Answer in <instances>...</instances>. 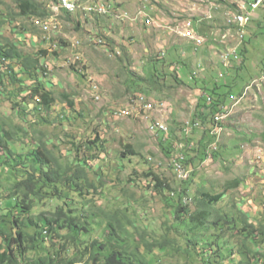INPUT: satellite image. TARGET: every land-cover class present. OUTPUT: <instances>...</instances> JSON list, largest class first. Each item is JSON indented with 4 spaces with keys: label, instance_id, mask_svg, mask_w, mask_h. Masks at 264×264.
Instances as JSON below:
<instances>
[{
    "label": "rangeland",
    "instance_id": "1",
    "mask_svg": "<svg viewBox=\"0 0 264 264\" xmlns=\"http://www.w3.org/2000/svg\"><path fill=\"white\" fill-rule=\"evenodd\" d=\"M16 2L0 0V46L10 42L20 57L38 60V70L34 78H28L19 69L21 61L3 65L1 127L17 133L12 143L22 144L25 152L42 141L72 170L84 164L94 184L80 194L62 188L61 198L45 195L35 203L32 216L43 214V218L52 219L56 209H62L75 217V223L88 230L80 235L82 250L93 242L104 244V248L113 244L108 239V223L115 215L126 230L113 227L117 242L138 246L139 239L152 241L169 232L175 221L165 199L172 190L181 191L184 184L179 178H189V197L184 196L181 202L190 210L195 206L192 196L200 197L198 192L211 196L224 193L212 204V216L241 211L249 224L264 223V7L245 27L244 45L237 27L227 26L228 13L233 10L230 0H81L79 10L72 15L56 12V0H34L45 18L18 17ZM146 19L151 20L150 25L144 23ZM45 20L50 22L51 32L39 29ZM188 22L194 35L207 37L206 45L196 47V42L181 35L188 32ZM239 50L243 56L231 64H241L244 69L237 72V81L232 84L227 76L231 64L227 65L225 55ZM158 55L166 63L151 66ZM7 66L21 78V84L9 80ZM40 66L46 68V76ZM153 70L167 74L156 87L150 80ZM174 72L182 82L169 76ZM212 76H224L218 80L232 86L234 99L227 100L224 112L216 115L217 127L204 138L208 140L206 159L196 168L187 162V171L175 173L170 166L172 157L164 154L159 138L170 143L172 160L178 153H187L186 141L193 146L197 143L201 133L191 135V129L204 130L194 117L201 92L192 86L191 77L200 81ZM35 84L53 98L48 110L35 111L38 100L29 96V87ZM138 95L144 96L142 102ZM38 114L46 122L40 121ZM191 122L198 126L192 127ZM158 123L165 132L152 129ZM87 141L95 142L90 150L83 146ZM125 145L137 155L125 157ZM76 146H80L78 150ZM7 170L0 169V215L10 219L14 211L6 209L4 201L16 179ZM147 174L167 183L170 190L155 189L156 181ZM236 225H223V235L217 228L209 230V240L213 235L222 236L215 245L219 257L207 248L197 249L193 256L181 252L172 257L160 255L158 261L234 264L244 254L239 248L243 229L240 223ZM54 236L51 241L47 235L43 253H27L21 262L30 264L38 257L53 255L58 249L53 244H60ZM257 243L256 248L264 251L263 244ZM61 252L58 264H66V255ZM71 257L76 258L73 264L102 262L101 255L97 261H92L90 254Z\"/></svg>",
    "mask_w": 264,
    "mask_h": 264
},
{
    "label": "trees",
    "instance_id": "2",
    "mask_svg": "<svg viewBox=\"0 0 264 264\" xmlns=\"http://www.w3.org/2000/svg\"><path fill=\"white\" fill-rule=\"evenodd\" d=\"M16 3L18 9V14L16 15L18 17L32 16L43 18L45 15V13L40 12L38 4L34 0H17ZM246 35L247 33L244 35V45H246ZM242 51L235 52L237 58L231 57L227 65L237 62L238 57L243 56ZM41 54L43 55L45 52H41ZM12 60L21 61L19 69L28 78L35 77L34 73L38 70V60L20 57L14 45L5 41V45L0 46V70L5 67L3 66L5 63ZM150 63L152 64L151 66H156L157 63L163 65L166 62H163V56L158 55ZM11 68V66L6 67V70L10 71V76L8 71L6 73L9 80L12 83L21 84V78L17 77ZM240 69L241 71L244 69H242L241 64L240 66H233L231 64L228 67L227 76L232 80V84L237 81V72ZM262 69L261 73L264 71ZM166 75V73L162 74L161 72L158 73V70H153V72L151 71L150 80L156 87L159 84V80L163 81ZM169 76L177 82H182V80H179L180 76L176 72ZM177 76L179 79L176 78ZM213 76L203 81L191 77L193 79L192 82H194L192 86L198 88L201 92L197 100L194 117L200 120L204 130L197 132L195 128H192L191 135L201 133L199 140L194 146L189 141H186L185 147L187 149L185 151L187 153L182 152L175 156V160L179 163L182 170L187 162H190L193 168H196L206 159L207 147L205 144L208 140L204 141V138L217 127L218 122L215 121V117L224 112L227 100L234 99L231 91L232 86H228L226 81L222 84L218 80L225 75L220 77ZM1 82L2 79L0 77V84ZM29 89L30 97L35 98L36 96L40 98L38 102L39 108H35V111L48 110L54 102L51 95L47 91L42 90L39 84L32 85ZM223 89H227V91H222ZM18 91H22V88ZM62 96L68 100L67 95L63 94ZM68 104L70 107H73L72 102H68ZM14 105L17 106L16 103ZM37 116L40 117V121L46 122L41 115L38 114ZM16 134L10 128L5 129L0 127V152L2 153L0 156V165L2 167L0 169L2 170L7 167V172L16 179L4 201L6 209H11L14 212L11 214L10 219H6L5 216L1 217L0 215V264H23L21 261L24 262V256L27 253H32L36 250L43 253L46 249L47 235L51 236V241L55 239L54 235H57L60 244L56 243L53 245H57L58 249L53 255L38 257L31 261L30 264H58L61 251L66 255V264L75 263L76 258H72L71 256L77 253L80 256L90 254L92 261H97V257L101 255V264H171L158 261V256L167 255L172 257L174 254L180 252L186 256H193V253L197 249L206 250L207 248L213 249L214 254L219 257L221 253H219V248H216L215 245L222 236L218 234L215 237L213 235L212 240H209V237L211 238L209 230L217 228L223 235V225L237 228V223H240L243 229L240 231L242 233L241 244L238 245L244 254L242 255L243 258L238 262H234V264H264V251L256 248L258 240L264 247V223L259 222L256 226L249 224L247 217L241 211L229 212L224 215L218 214L215 217L212 216V204L219 202L224 193L211 196L205 192H198L200 197L196 195L192 196L195 206L193 210H190L187 205H182L181 202L184 196L189 197L188 186L192 184V179L189 178L185 181L179 178L184 184L181 191L172 190L171 195L165 199V202L171 208L170 212L175 221L169 227L167 234H163L159 239L155 238L152 241H146L144 238L139 239L138 246L126 244L124 241L117 242L115 238L116 233L113 232L114 228L121 232H126V230L121 220L113 215L110 217L108 223V229L110 228L108 239L113 244L108 248H104V244L97 245L96 242H93L89 248L84 247L82 250H79L82 245L79 242L80 235L87 234L88 230L86 227L76 224L75 217L68 216L62 209H56L52 219L48 217L43 218V214L32 216L31 212L35 207V203L41 201L45 195L61 198L62 188L70 189L79 194L82 193L84 187L94 188L93 182H90L88 173L85 171L84 164L76 165L74 170H72L71 167L59 162L42 141L25 152L22 144L11 143ZM159 139L164 154L173 159L174 155L170 143L163 140L162 136ZM94 144L95 142L87 141L85 145L83 143V146L90 150ZM79 147L76 146L75 149L78 150ZM124 149L123 155L125 157L127 155H137L130 145H125ZM179 155H183L184 160L180 159ZM172 159H170V162ZM170 166L173 172H175L174 164L170 163ZM147 175L152 176V174ZM152 177L157 183L155 189L167 188L170 190V186L167 183L161 181L156 176ZM177 239L182 240V243L178 244ZM95 247L98 249L95 250ZM69 251H71V256L68 257ZM209 263H211L210 260H208L207 264Z\"/></svg>",
    "mask_w": 264,
    "mask_h": 264
},
{
    "label": "built area",
    "instance_id": "3",
    "mask_svg": "<svg viewBox=\"0 0 264 264\" xmlns=\"http://www.w3.org/2000/svg\"><path fill=\"white\" fill-rule=\"evenodd\" d=\"M58 5L68 11V12H74L76 11V7H73V0H58ZM261 6H264V0H237L235 2V10L239 13V27L237 28L238 31L242 35H244V27L248 24L250 21L253 13ZM146 25H150L151 20L146 19L144 22ZM191 24L188 22L185 24V29L188 28V32L185 34H181L183 37H188L190 40H193L196 42V46H199L200 44L204 43V40H200L199 36H196L192 33ZM234 59H236V53L232 55ZM231 58V57H230ZM143 107V106H142ZM192 127L198 126V123H192ZM155 127V131L165 132L164 128H162V123H158ZM180 159L184 160L183 155H179ZM183 170H186V167L184 166ZM183 172V171H182Z\"/></svg>",
    "mask_w": 264,
    "mask_h": 264
},
{
    "label": "clouds",
    "instance_id": "4",
    "mask_svg": "<svg viewBox=\"0 0 264 264\" xmlns=\"http://www.w3.org/2000/svg\"><path fill=\"white\" fill-rule=\"evenodd\" d=\"M79 7H80V3H81V0H79ZM234 7H235V4L233 5ZM261 7H264V6H261ZM261 7H259V8H261ZM259 8L257 9V10H259ZM79 10V8L76 10V11H74V12H68V11H66V10H64V9H62L59 5H58V0H56V3H55V11L56 12H58V11H61V12H63L64 14H66V15H72V14H74V13H76L77 11ZM235 9H233L232 11H234ZM256 10V11H257ZM255 11V12H256ZM230 12V11H229ZM252 17H253V15H252ZM252 17H251V19H252ZM33 18H36V17H33ZM45 18V17H44ZM251 19H250V21H251ZM228 20H229V18H228ZM249 21V22H250ZM249 22H248V24H249ZM191 24V23H190ZM227 24H228V21H227ZM247 24V25H248ZM246 25V26H247ZM51 25H50V22H48V20H45V21H43L40 25H39V29L43 32V33H47V32H51L52 31V28L50 27ZM228 26L229 27H234L233 25H230V24H228ZM245 26V27H246ZM235 27H237V26H235ZM245 27H244V35H245ZM244 35H243V38L242 39H240V41L242 42L243 41V39H244ZM196 36H199V37H201V38H203L204 39V43L201 45V46H204L206 43V39L204 38V37H202V36H200V35H196ZM194 44V43H193ZM201 46H196V47H201ZM14 48L15 49H17L15 46H14ZM18 50V49H17ZM19 51V50H18ZM41 67V69L44 71V75L46 76V73H47V70H46V68L44 69L43 68V66H40ZM45 70H46V72H45ZM95 95V94H94ZM139 96H142V95H138V97ZM142 97H144V96H142ZM35 98L38 100L37 101V103L40 101V98L39 97H36L35 96ZM137 99V98H136ZM146 100V99H145ZM136 101V100H135ZM191 123H193V122H191ZM197 123V122H196ZM4 125V123H0V127L1 126H3ZM11 143H12V141H11ZM16 143V142H15ZM15 143H13V144H15ZM25 145V144H24ZM2 155V153L0 152V156ZM2 166L0 165V168H1ZM6 169H7V167H6ZM188 179V178H187ZM186 179V180H187ZM185 181V180H184Z\"/></svg>",
    "mask_w": 264,
    "mask_h": 264
},
{
    "label": "bare ground",
    "instance_id": "5",
    "mask_svg": "<svg viewBox=\"0 0 264 264\" xmlns=\"http://www.w3.org/2000/svg\"><path fill=\"white\" fill-rule=\"evenodd\" d=\"M78 2H79V0H73V7H76V9L79 8V3H78ZM228 14H229V15H228V16H229V20H228V21H229V24H230V25H233V26H237V28H238V27H239V16L232 18L233 15H235V14H239L238 11H235L234 14H232V11H231V12H229ZM233 22H234L236 25H235ZM237 32H238V34L240 35V39H242V38H243V35L240 33V31L237 30ZM201 40H202V39H201ZM235 52H236V51L232 52L231 54H226V55H225L226 63L229 62L230 57H232V55L235 54ZM143 99H144L143 97H140V98H139V101L142 102ZM218 119H219V117H215V121L218 120ZM162 128H164V131H166V128H165L164 126H162ZM152 129L155 130V127L152 126ZM215 137H216V136H215ZM171 163L174 164L175 172L178 171V170H182V169L180 168V166H179V163H177L175 159L172 160ZM180 174H181V173H180ZM185 176H186V175H185Z\"/></svg>",
    "mask_w": 264,
    "mask_h": 264
},
{
    "label": "crops",
    "instance_id": "6",
    "mask_svg": "<svg viewBox=\"0 0 264 264\" xmlns=\"http://www.w3.org/2000/svg\"><path fill=\"white\" fill-rule=\"evenodd\" d=\"M237 0H230V3H231V6L229 7V8H231V9H235V7L234 6H232V5H234L235 4V2H236ZM229 2V1H228ZM261 8H259V10H260ZM257 12H258V10L256 11V12H254L253 13V17H252V19L255 17V16H257ZM228 26V25H227ZM197 34H199L200 36H202V37H204L205 39H206V41H207V37H205V36H203V34L201 33H197ZM211 37V36H210ZM206 43H208V41L206 42ZM206 45V44H205ZM203 80H206V79H203ZM202 80V81H203Z\"/></svg>",
    "mask_w": 264,
    "mask_h": 264
}]
</instances>
